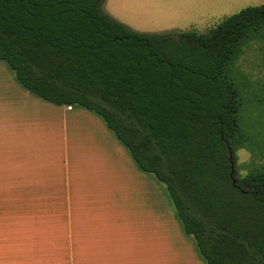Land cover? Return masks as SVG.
I'll list each match as a JSON object with an SVG mask.
<instances>
[{"label": "trees", "instance_id": "16d2710c", "mask_svg": "<svg viewBox=\"0 0 264 264\" xmlns=\"http://www.w3.org/2000/svg\"><path fill=\"white\" fill-rule=\"evenodd\" d=\"M105 2L0 0V60L43 100L102 117L166 186L206 264H264V167L238 172L236 151L252 147L234 82L264 37V4L207 33H143Z\"/></svg>", "mask_w": 264, "mask_h": 264}, {"label": "crops", "instance_id": "0c3cea01", "mask_svg": "<svg viewBox=\"0 0 264 264\" xmlns=\"http://www.w3.org/2000/svg\"><path fill=\"white\" fill-rule=\"evenodd\" d=\"M159 3L190 10L170 22L212 0ZM166 189L102 117L43 100L0 60V264H206Z\"/></svg>", "mask_w": 264, "mask_h": 264}, {"label": "rangeland", "instance_id": "374dc122", "mask_svg": "<svg viewBox=\"0 0 264 264\" xmlns=\"http://www.w3.org/2000/svg\"><path fill=\"white\" fill-rule=\"evenodd\" d=\"M162 0H106L104 10L107 14L143 33H163L169 31L190 32L193 30L207 33L226 18L248 7H258L264 0H212L207 12L202 15L194 11L188 18L167 22V15H179L188 9H169L160 4ZM173 24L184 26L182 30L170 28ZM189 24L197 28H188ZM170 28V29H169ZM234 82L241 88L244 106L241 126L249 137L252 150L245 148L236 151L238 172L242 176L264 167V37L244 46L234 68ZM167 191V189H166ZM168 193V191H167ZM169 195V194H168ZM194 239V238H193ZM193 241V240H192ZM174 248L178 239L174 237Z\"/></svg>", "mask_w": 264, "mask_h": 264}, {"label": "water", "instance_id": "95a60500", "mask_svg": "<svg viewBox=\"0 0 264 264\" xmlns=\"http://www.w3.org/2000/svg\"><path fill=\"white\" fill-rule=\"evenodd\" d=\"M235 168V164H233V169ZM234 172V171H233Z\"/></svg>", "mask_w": 264, "mask_h": 264}]
</instances>
